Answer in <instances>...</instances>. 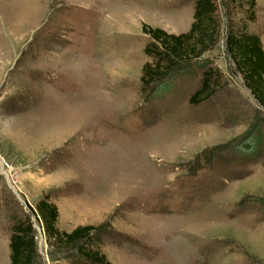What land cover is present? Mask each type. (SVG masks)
I'll use <instances>...</instances> for the list:
<instances>
[{
	"label": "rangeland",
	"instance_id": "rangeland-1",
	"mask_svg": "<svg viewBox=\"0 0 264 264\" xmlns=\"http://www.w3.org/2000/svg\"><path fill=\"white\" fill-rule=\"evenodd\" d=\"M195 1L0 0V264L27 221L35 264L80 259L45 238L43 198L60 231L96 227L84 243L110 264H264V109L225 49L244 23L264 49V0L253 22L213 0L216 46L140 82L142 25L185 33ZM205 70L215 92L190 104Z\"/></svg>",
	"mask_w": 264,
	"mask_h": 264
},
{
	"label": "trees",
	"instance_id": "trees-1",
	"mask_svg": "<svg viewBox=\"0 0 264 264\" xmlns=\"http://www.w3.org/2000/svg\"><path fill=\"white\" fill-rule=\"evenodd\" d=\"M228 1L247 6V18L250 22L255 21L256 0ZM216 12L217 5L213 0H196L190 28L179 35L169 34L160 28L143 24L142 32L150 39L143 48V54L153 61L142 65L141 84L144 87H150L153 83L160 84L178 61L184 63L197 61L205 52L213 49L218 43L220 32ZM246 28L245 23L238 28L229 25L225 37V49L241 75L244 87L250 92L254 101L264 109L263 44L259 36L247 33ZM201 64L203 65L204 62ZM216 83L212 72L205 70L201 85L189 97V103L194 105L209 99L215 92ZM255 138H258L257 134L250 136L246 145L249 146L247 143ZM257 142L259 143V139ZM262 168L264 171V159ZM32 213L40 220L45 238L54 247H76L80 259L74 260L72 264H110L103 254L88 245L91 244L90 236L97 230L96 227L85 225L77 226L70 232L60 231L56 227L58 210L48 198L39 200ZM37 255L36 233L32 223L29 221L17 223L9 239V264H35Z\"/></svg>",
	"mask_w": 264,
	"mask_h": 264
},
{
	"label": "crops",
	"instance_id": "crops-1",
	"mask_svg": "<svg viewBox=\"0 0 264 264\" xmlns=\"http://www.w3.org/2000/svg\"><path fill=\"white\" fill-rule=\"evenodd\" d=\"M192 22V21H191ZM172 34V33H171ZM175 35V34H174ZM262 170H263V168H262ZM263 176H264V171H263Z\"/></svg>",
	"mask_w": 264,
	"mask_h": 264
}]
</instances>
